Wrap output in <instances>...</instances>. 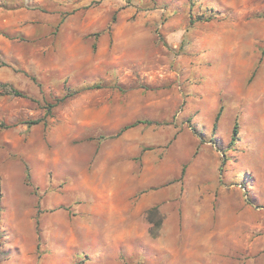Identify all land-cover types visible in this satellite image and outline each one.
<instances>
[{
    "label": "rangeland",
    "instance_id": "374dc122",
    "mask_svg": "<svg viewBox=\"0 0 264 264\" xmlns=\"http://www.w3.org/2000/svg\"><path fill=\"white\" fill-rule=\"evenodd\" d=\"M0 83V264H264V0H0Z\"/></svg>",
    "mask_w": 264,
    "mask_h": 264
},
{
    "label": "crops",
    "instance_id": "0c3cea01",
    "mask_svg": "<svg viewBox=\"0 0 264 264\" xmlns=\"http://www.w3.org/2000/svg\"><path fill=\"white\" fill-rule=\"evenodd\" d=\"M110 189H112V188H106L105 190H110ZM110 197H112V194ZM106 203H107V205L105 207L106 208V210H105L106 216L107 215L109 216V214L114 215V212L112 210L111 211L109 210V207L112 206V202L110 200H107ZM131 208H132V205L129 202L127 204L122 203L121 209L116 213V215L120 216L122 223H125V225H123L125 227H122L123 228L122 230H118L119 235L122 238L129 237V236L135 237L134 229L132 227L131 222H128L129 221L128 218L131 216L136 217V215H138L139 212L137 211V208H135V210H132ZM158 210H159V212H161L160 208ZM142 213L143 214L145 213V209L143 210ZM162 215H164V214H162ZM110 237L117 238L118 234L117 235L112 234Z\"/></svg>",
    "mask_w": 264,
    "mask_h": 264
},
{
    "label": "trees",
    "instance_id": "16d2710c",
    "mask_svg": "<svg viewBox=\"0 0 264 264\" xmlns=\"http://www.w3.org/2000/svg\"><path fill=\"white\" fill-rule=\"evenodd\" d=\"M0 87L4 88V92L5 93H10L14 96H26L23 92L19 91L18 89L14 88L13 86H10V84H6V83H0ZM222 112V107L219 109L217 115H216V120L219 118V116L221 115ZM137 123H139V121L133 122L130 125H127L124 127L128 128V127H132L134 125H137ZM149 123V122H147ZM236 133H237V129H236V125H234L233 129H232V134H231V140L230 143H233L236 140ZM147 215H150V220L149 222L152 224V226H155L154 229H158L160 226V224L163 222L162 216L159 214V212H157L156 208L153 209H149L146 211ZM154 214L157 216V220L154 219ZM155 229V230H156ZM152 234L155 235L156 232L152 231Z\"/></svg>",
    "mask_w": 264,
    "mask_h": 264
}]
</instances>
